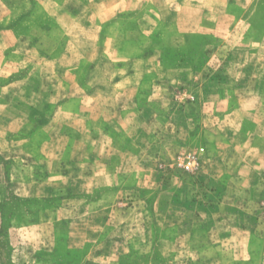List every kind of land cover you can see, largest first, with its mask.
Returning a JSON list of instances; mask_svg holds the SVG:
<instances>
[{
	"label": "rangeland",
	"instance_id": "rangeland-1",
	"mask_svg": "<svg viewBox=\"0 0 264 264\" xmlns=\"http://www.w3.org/2000/svg\"><path fill=\"white\" fill-rule=\"evenodd\" d=\"M47 1L0 0V264H264V0H123L119 55L145 58L121 120L95 112L132 130L105 149L43 99Z\"/></svg>",
	"mask_w": 264,
	"mask_h": 264
},
{
	"label": "crops",
	"instance_id": "crops-1",
	"mask_svg": "<svg viewBox=\"0 0 264 264\" xmlns=\"http://www.w3.org/2000/svg\"><path fill=\"white\" fill-rule=\"evenodd\" d=\"M47 3L54 6V10L49 11L46 16L49 20L47 28L39 36L44 38L38 39V43L34 44L32 50L40 52L41 47L44 49L46 47L47 52L56 51L57 55L51 57L43 55L42 58L45 59V63L50 65L52 63L53 69L62 66L64 70L65 86L63 91H57V84L54 85L51 82L48 95L43 97L46 101L55 103L57 108L54 115L55 120L62 119L65 126L72 132L83 136L85 144L92 145V147L103 145L104 149L107 148V145H110L109 140L112 137H115L114 140H116L119 132L126 133L131 137L130 127L119 130L110 124L97 125L101 117L98 113L95 114L98 110L103 114H113L116 120H121L122 115L126 113L124 112L125 102L134 104L135 90L140 84V81L135 77L137 73L135 61L145 58V55L141 54L130 58L121 57L119 55L121 51L116 46L118 36L128 37L125 33H119L117 27L119 20L116 14L123 9L121 8L123 0H48ZM168 3L170 4V2L156 4L158 8H161V6H168ZM62 7L65 8V15H63L65 18H61L60 11H58ZM152 15V19L159 17L157 12ZM143 19L145 18L143 17ZM63 20L64 24H61ZM59 22L60 26L57 24ZM56 31H59V34ZM55 35H59L58 38L63 39L62 45L53 40ZM103 37L104 39H102ZM40 41L44 44L41 45ZM52 42H55V45ZM45 44L46 46H44ZM116 53L120 57L110 62L109 69H114L119 73L112 80L105 79L103 73L105 68L101 66V59H110ZM124 72L126 75L123 74ZM52 76L54 77L55 73ZM24 80V77L17 78L13 80V83H21ZM28 80L34 83V89L39 88L40 83L35 78V72L34 76ZM55 80L58 79L55 78L52 81ZM88 86L91 88L89 89ZM34 97L38 104L42 101L39 98L40 94L38 96L36 92L32 93V99ZM34 104L36 106V103ZM62 137L65 135L57 136V140ZM77 141L72 135L69 136L67 139L68 148L75 147L78 144Z\"/></svg>",
	"mask_w": 264,
	"mask_h": 264
}]
</instances>
